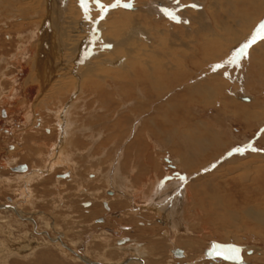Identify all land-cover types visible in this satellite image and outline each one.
<instances>
[{
  "label": "bare ground",
  "instance_id": "obj_1",
  "mask_svg": "<svg viewBox=\"0 0 264 264\" xmlns=\"http://www.w3.org/2000/svg\"><path fill=\"white\" fill-rule=\"evenodd\" d=\"M18 1H20L21 3ZM165 1L167 0H126V2H131L132 6L129 9H121L117 7L118 9L114 11L112 10V12H108L105 20L100 23V26H103L102 28L104 29V31L99 30L98 32L96 31L98 34H95L93 30L100 28V26H98L97 28L94 23L95 21H97V19L94 18L91 11V17H88L87 20L84 19L81 14V7L79 5V2L75 0H0V94H3L2 92L11 90L12 91L9 93L16 92V89L18 87L17 84L19 83L18 80L16 81L13 77H11L12 81L10 82V71L12 70V68H14V66H20L19 68H21V63L27 58V55L29 59L28 61L30 73L25 77L24 83L22 84V86L25 88L23 89V91L28 92V90L31 91L33 89H37V92L39 93L37 95L38 101H33V103L30 104L31 102L28 101L29 98L27 99L28 102L26 104L29 103L31 106L29 107L28 113L26 111L25 117L29 120L26 119L27 123L24 128L25 130L23 129V134H25L26 132L29 136H31V132H33L34 134L42 133V131L46 132V129L49 127L46 126L44 121L45 117L43 114L46 113H43L44 109H47L49 111V114L58 116L64 114L63 120H56L57 124H65L66 126H68L67 128L70 129V126H72L70 125L71 117L75 113L74 110L76 109L77 104H79L84 98L85 92L89 93L90 96H94L95 99L97 98V103L95 104H97L98 107L100 106V109L102 108L105 110L106 117H109V115L112 114L110 113L112 110L110 111V109L108 108H110V106L114 103L112 101L113 95L119 101H122V104L119 105L120 108H125L126 106L130 105L134 106L133 109H135V103L138 98L133 99L134 97H131L132 95L129 92L130 90H128V88L126 89V87H120L124 86L125 84L126 86L130 85L132 79L130 81L124 80L128 77H135L134 79L137 87L139 83H141L142 86H145L147 94L145 93L146 91L143 92L144 89H141V86L136 90L138 94H140V100L146 101L149 108L144 110L145 115L147 114V118H145V121H143V127L139 128L137 133H135L133 142L131 143V145L129 144L127 151L132 153L136 152L135 155L140 154V158L142 154V157L144 156L145 158L144 164L149 169L153 166L158 170V167H160L156 163L159 161L155 160V154L157 153V150H161L162 148L160 149L159 146H156V143H154L153 139L159 141L161 140L162 144L164 143V145L171 150L170 153L175 155L176 159H178L177 166L180 169L189 172L190 176L192 175L191 172H198L200 170L210 168L213 164H216L220 159H222L221 157L225 155V151H228L230 146L227 147L228 143H226V141L224 140L227 136L232 135L231 132H226V134L222 130L214 128L213 125H209V122L203 119H197L194 115L195 113L192 107V105H195V103L201 104L202 107L213 106L214 108H217L219 109V111L223 112L222 114L227 113L230 108H234L235 111H231V119H242L245 124H248L251 121L253 123L258 122V126H263L264 101L260 100L250 91L256 89L257 92H260L262 89H264V40L256 43V45L251 49L247 58H245L239 66L240 70L237 71L234 75H230L228 77L229 81L222 78L224 73H218L211 76L208 75L203 81L196 82L197 84L193 83V79L196 72H205L207 70V67H211L209 65L220 62L228 55V52L230 49H232V47L240 45L248 37V33H250L252 29V27H250L252 25L250 21L253 20L256 23L259 16L264 13V0H234L233 2L231 0H181L179 1V3L181 2L186 6L189 3H195L196 5L203 4L204 8L202 10H197V8L196 10H183L184 12L181 15V17L183 16V19H180L182 20L181 23L177 24H173V22H176V19H171L169 16H166L169 19L165 18V20L160 18L161 14L160 17L158 16V5ZM181 3L180 5H182ZM236 5L242 6V8L237 10ZM82 18L84 19V21L82 20ZM13 22H15V24H13ZM187 23L190 24V26L185 25ZM136 25H139L140 27L142 26L145 29L143 31L144 34L147 35V33H150L151 35H154L152 36L154 42L150 46L151 48L147 49L146 47L141 46V44H137L135 41H133L132 35H130L129 31L131 28L134 29ZM86 27L91 30L86 29ZM29 29L30 31H28ZM21 37H23L22 40ZM16 43L20 47L19 49H16L14 56L13 54L9 53L10 49ZM27 44L29 45V47L32 46L31 48H29L31 50L30 53L27 51ZM101 45L102 48H100ZM106 45H111L112 48L110 49V51H104L105 49L103 50V46ZM95 47H97V49ZM93 48H95L94 51ZM98 49L99 52H96V50ZM101 49L104 52L101 51ZM16 55L20 56L21 58H16ZM120 55L127 56L128 59L119 69H116L115 67V69H111L109 67L106 68L101 66L106 62L109 64H114L115 60H117ZM142 62L144 65H142ZM74 63L81 65H84L85 63L87 67L81 66L77 70V72H74ZM139 67H143V71L140 70ZM112 71L116 76V83L123 84L120 86L116 84L118 86H115V91H113L112 89V91L107 90V88L109 89V87H107L109 84L107 83L106 74L111 73ZM244 73H248L249 77L243 76ZM19 76H24L22 70H20ZM94 77L99 79L94 80ZM169 78H173L170 79V84L174 83L175 78L181 79L177 80V82L181 81V84L173 85L174 88L170 89L171 86L168 85V80H166ZM98 80H101L102 82L105 81V85H96V82H98ZM230 82H233V84L230 85ZM251 83L253 88L249 90L247 87H250ZM168 86L170 87L169 90ZM230 86L233 87L231 88ZM244 87H246L247 90ZM77 88L79 89L80 95L75 99L74 103L66 111L65 114L63 111L65 109L63 107L67 102V98H70L68 97L70 96V93H72V91L74 93V90ZM177 88H184V91H186L189 95L187 96L188 104H182L183 106L181 105L183 115L180 118H178V114L176 112L180 109L175 106V103L172 104L169 100L171 97H174V95L177 94ZM148 91L152 94V96L149 95L150 93L148 94ZM169 93H172V95H174L166 100L165 98L166 96H169ZM103 95H106V99H101ZM153 97H155V99H153ZM175 99L177 100V98ZM153 100L156 102H163L158 105V108L156 109L157 111H154V114L150 116V112L153 109L152 107H154ZM6 101L8 102L9 99H7ZM6 101L3 102L4 106H7L5 104ZM11 102H14V100ZM54 102H58V105L54 109H52V107H54L52 105ZM176 104L178 103L176 102ZM97 105H94L92 107V109L90 110L91 114H94L93 111L98 109ZM194 107L196 108V106ZM120 108H116V112L113 113V118H116V131L118 130V132L121 130L119 122L122 121L120 119V115L123 111H121ZM23 109L24 107L20 108L19 110L21 111ZM130 111L134 113L136 110L133 111L131 109ZM172 111L173 114L170 115ZM135 118L139 119V116L136 115ZM49 129L51 131L50 135L48 136H53L55 131L53 132L52 129L54 128ZM94 132L96 133V131ZM69 134H71V129ZM129 135H131V131L128 130L124 138L126 137L127 139ZM60 136L62 138V135ZM60 140L61 139H59V141ZM64 141H61V146H57L55 145V143L52 146L54 149L53 151L51 150L52 153L49 154V156H51H48V158L56 165L54 167L53 164L49 162L52 166L50 168H47V172L43 170H37L34 165L28 163V172L26 174H11L12 177H10L8 180L10 182L9 184L11 185L10 187H12L13 185H18L21 192H14L13 194H15L17 198H13L14 200H10L12 204H3V209L0 208L1 214L12 212L14 215L20 217L26 222L35 223L36 220L37 223L39 220L37 219L35 214H38V211L36 210L33 214V212H29L25 209L26 205L24 206L19 202V200H23V203L30 204L37 201L38 199L40 200V197L37 198V196H35L34 188L33 191H31V189H28V187L31 186V183L37 182L38 184V182L41 183L42 181H46L48 178L50 179L52 177H55L58 184L62 185H57L59 187H63L66 183L71 182L74 185V188H81V191L77 190L78 194L76 195V198L79 199L83 196H86V198H84L83 205L81 206V209L84 211V213L86 212V216L82 214V219L84 220L83 222H88V220L90 219L89 226L91 230L88 228V224H83L81 226L83 222L80 221V219L78 221L76 219H73V217L70 215L71 213L63 214L60 212L52 217V215L49 216L50 213H53L52 211L48 212L46 210L47 213L41 211L42 217L49 218V224L51 225L45 223V219L42 220V223L47 227L51 226L53 231L58 232V234L54 236L56 239L52 241V246H54L55 248H41L43 258H48L47 254H49V256L55 255V252L60 257H65V260H67V262L69 260V262L78 263L79 261L81 262V264H150V261L151 263L154 261L159 262L155 264H186L189 262L195 264H241L242 258L245 261L244 256H246V251L239 253L240 262L238 263L231 262L218 256L208 257V252L213 249V245L216 243H210L209 247L205 246L204 248H202V241L200 237L192 238L191 235L193 233L191 228L196 226V217L194 218V221L187 220V213L185 215V209L183 207L185 203L183 202V200H193V196L191 193H188L185 190V198H182V194L180 196L177 195L178 197H173L175 191L179 190V188L182 186H180L179 184L182 182H172L165 186H160L162 185L160 181L162 175H158L156 179H153V181H149L150 184L148 187H146L145 185L140 186L142 183L140 185L138 184L140 187H136L132 183V177H130L129 179L122 175L125 173L122 169L121 172H116V176L114 174L112 178H106V173L102 174L99 170H90L87 175L88 178L86 179L83 176L80 177V173L77 171V167L73 169V173L68 175V172H63V174L60 176L61 173L57 172L56 167L69 166L70 164L77 166V163H71V157H73V155L68 153V148L70 147V145L75 144L74 141L70 140L69 143H65ZM40 142L39 145L37 143L36 148L41 146ZM224 144H226L227 146H225ZM261 144L262 146H264V135L261 139ZM42 145H44V143H42ZM223 145L225 146V148ZM222 146L224 148L223 150H221ZM15 147L14 150L12 149V152H10L11 150L9 151L7 148H3V152L8 156L7 162H10L11 160L14 161L16 159V156L13 154H16L19 148L17 146ZM55 152L57 153L56 155ZM88 155L89 154H87V156ZM81 161L82 160L80 159L79 162ZM131 162H129L130 164L128 163V165H125V163L123 164L125 166V169L128 170V173L132 168V173L135 175V170L139 167H135L133 164H131ZM10 163L6 164L9 165ZM21 164L23 163L21 162L17 165ZM238 164H240L242 168H238L237 170H235L236 167L233 166ZM10 165L9 167H7L11 172ZM217 166L218 167L215 166V172L212 175L205 177V180L208 177L211 178V180L213 177L215 179L216 177H218L215 174L217 172H224L227 166L233 167V170L231 172L229 171L230 174H232V172L234 171L239 172L242 170H246V172L248 170L250 172L253 170L256 173L264 174V155L248 154L241 158H230L226 160L223 165ZM3 169L5 168L3 167ZM153 171L155 172V169ZM140 174L141 173H138V175L135 176L134 179L140 180V178L142 177V175ZM192 176H194V174ZM228 178L229 177L227 175L223 177V180H226V182H224L227 191L229 190L230 186L229 180L227 181ZM251 180L253 181L252 178L248 179V176L245 177V181ZM200 181L204 180L201 179ZM247 183L248 182H246V184ZM259 183L260 185L258 184L254 187H246V189L249 190L251 188L256 190V192L261 191L262 187H264V176H262V179L259 181ZM114 184L118 186L116 187L114 186ZM220 185L221 184L212 185L210 186V188H213L212 190H214L213 200H219L218 203H216V205L214 206L218 211L217 220L219 222L217 224L216 231L221 230L220 232L223 234L221 239H232V229L240 230L242 231V233L244 232L247 235H251L252 237L256 236L257 239H264V234L256 232L257 226L255 228H252L250 225L247 226L242 224L245 221H251L255 223H261L263 224V226L261 227H264V208L259 212L251 211L253 208H250L251 206L247 209L242 210V217L239 218L241 220L240 224L238 219H236L235 217V212L233 211L234 202L231 201L235 198L233 196L226 198L227 195L222 196V192L220 191L222 189H220L221 187H219ZM66 186L69 185H65V187L63 188L65 189ZM108 186L112 189L110 192H113L115 194L113 197L107 196L106 190L109 189ZM5 187L6 185L4 186V189ZM188 190L191 191L190 188ZM207 193V190L204 191V196H202L206 197ZM47 194H49V192ZM61 194L59 192L57 194V196L59 195L58 200L60 201L55 206V210H60V208H62V210H73L74 208L70 207V204H68L70 200H66L68 203L66 202L67 204L65 205V200H63ZM249 198L250 195H244L242 199H244L247 204ZM129 200H142L145 203L146 208L149 204L154 206L153 204L159 205V203L163 204L164 202H170H167L166 200L173 201H171V203L167 206L164 205L165 207L163 206L164 208H162L161 211L159 210L162 213L164 221L160 223L162 225H157L155 223L156 219H154V222V216L153 214H149V211H143L144 213L142 212L130 214L131 203ZM257 200L264 199L258 197ZM113 205L116 207L115 209H119V211L121 212V218H125L129 220V222H132L131 225L134 228V233H136L137 235L136 237H132L130 235V232L124 231L125 233L119 234L121 235V237L115 238L116 233H118L117 231L111 230L113 231L112 235L106 232L107 229L105 228H107V224H109V222L101 226H91V224L94 223L95 220L102 217L100 215H103L107 220V216L114 213L112 212V208L114 207ZM149 208H147V210H150ZM150 219L153 221V223ZM165 224L166 227H163L165 226ZM22 225L25 226L24 224ZM199 225L203 227L201 232L202 237L206 238V236L211 237L213 235L211 230L207 228L208 224L202 221ZM161 226L163 228H160ZM2 229L3 226L0 225V230ZM86 229H89L91 232L94 231V234H96L95 236H93V238L91 237L92 241L90 243L86 242L87 244H89V246L87 248H84L85 252L83 250V252H81L78 249L77 245L80 241H83L82 243H85L80 235L84 233ZM103 229H105V231H103ZM63 230L66 231V234H64ZM158 230L160 231L158 232ZM172 231L175 233V236L172 235ZM261 232L264 233V230ZM161 233H163V235ZM69 234H71L70 236H72L73 239L76 237V240L74 239L75 241L73 240L72 242V239H69L68 241L70 242L67 244L65 240L62 239L67 237L66 235ZM122 238L128 239L122 240ZM28 240L29 239L27 238L25 240H22L23 243L21 244V246L23 245L24 248H27L25 249V252H30V254L26 255L21 254V257L23 258L24 256L25 258H27L31 255H38L40 249L36 248L43 245V243H40L33 246H28ZM118 240H122L120 242L121 246H118ZM221 243L230 244V242L227 241H222ZM64 244L68 245L69 248H71L70 252L75 256H69L63 250H61ZM173 248L184 250L182 257H176L177 259H179L178 261L173 260V258L175 259V256L172 255L173 258L172 256H170V254H173ZM207 248L210 249L208 250ZM253 249L255 250L256 255V257H253V262L264 264V251L258 248ZM93 253L99 254V259H106V262L103 263L101 260L94 259L92 257ZM203 253L205 260L202 262L200 261V258L203 256ZM206 259L212 261H207ZM9 260L7 259V261ZM62 260L65 261L64 259Z\"/></svg>",
  "mask_w": 264,
  "mask_h": 264
},
{
  "label": "rangeland",
  "instance_id": "obj_2",
  "mask_svg": "<svg viewBox=\"0 0 264 264\" xmlns=\"http://www.w3.org/2000/svg\"><path fill=\"white\" fill-rule=\"evenodd\" d=\"M75 1L79 2V5L81 7V0H79V1L78 0H75ZM92 1L93 0H89V8H91L90 11L93 13L94 18L97 19V21H95L94 23H95V25L98 28V26H100V23H102L105 20V18L102 21L100 19H98L99 16L101 15V13L98 10H96V8L93 6V2ZM103 1L106 4H112L114 2V0L113 1L112 0H103ZM173 1L176 2V0H172V1H168L167 0L165 2H162L160 5H158L157 12H158V16L159 17H160V14H161V17H160L161 19L165 20V18H164V15L165 14L163 15L162 13H160L161 11L164 10V9H162V7H164L165 4L166 5L174 4ZM179 1H181V0H179ZM231 1L233 2L234 0H231ZM18 2H20V1H18ZM123 3L124 4H129V3L132 4L131 2H126V0L125 1L124 0H120V6H116V7L112 8V9L108 10L105 13V16L104 17H106L108 15V12H112V10L114 11V10L118 9L117 7L121 8V9H123V8L124 9H129L130 8V7H124V6H122ZM193 5H196V4L195 3H191V4L189 3V4H187V9L188 10H191V9H195L196 10V8H197V10L198 9L199 10H202L204 8L203 7V4L202 5H196V6H193ZM173 6H175V4ZM236 6H237L236 7L237 10H239V9L242 8V6H238V5H236ZM263 10H264V8H263ZM81 14H82V17L84 18V14L82 13V11H81ZM158 16H157V18H158ZM83 18H82V20L84 21V19L87 20L88 17L87 18H84V19ZM173 21H175V20H173ZM250 22L252 23V25L250 26V27H252V29H251L250 33H248V37L240 45L236 46V47H239V48L232 47V49L229 50L228 55L225 58H223L220 62H217V63H214V64L209 65L211 67H207V70L205 72H202V71L201 72H196L194 74L193 83L197 84L196 82L203 81L208 75L211 76V75H215V74H218V73H224L222 78L225 79V80H228L229 79L228 77L230 75H234L237 71L240 70V67L239 66L241 65L242 61H244V59L247 58L248 54L250 53L251 49L256 45V43L253 44L250 48H248L246 50L247 55L239 54L240 49H242L243 46L250 41L251 37H253L256 34L259 26L261 24H264V13L261 16H259V18L256 21V23L253 20L250 21ZM177 23H180L178 19L176 20V22H173V24H177ZM13 24H15V22H13ZM185 25H189L190 26V24H188V23L185 24ZM177 26H179V25H177ZM102 27L103 26H100L99 29H95L94 30L95 33H97L99 30L100 31H104V29ZM135 28H134L135 31H134L133 28H131L130 31H129L130 32V35H132L133 41H135L137 44H141V46L146 47L147 49L151 48L150 46L154 42L152 36H154V35H151L150 33H147V32H146L147 35L144 34L143 31L145 29L142 26L140 27L139 25H136ZM86 29H89V28L86 27ZM89 30H91V29H89ZM136 30H137V32H136ZM28 31H30V29ZM22 39H23V37H21V40ZM259 41H261V40H259ZM19 47L20 46L17 45V43L14 44L13 47L10 49V53L9 54H13L14 55L16 49L17 48L19 49ZM31 47H29V45L27 46V51L29 53L31 51L29 48H31ZM95 48L97 49V47H95ZM95 48H93V51L95 50ZM100 48H102V45L100 46ZM111 48H112L111 45L103 46V50L105 49L104 51H107V50L110 51ZM103 50L101 49V51H103ZM96 52H99V49L96 50ZM108 55H110V54H108ZM26 57L27 58L25 60H23L22 63H21L22 64L21 65V68H19L20 66L19 67L18 66H14V68H12V70L10 71L11 72V75H9L10 82L12 81V78L11 77H13L16 81L18 80V83L20 84V85L17 84L18 87L16 89V92L14 91L15 93H9V92L12 91L11 90V91L2 92L3 94H0V106H3L2 108L6 110L8 119L11 118V115L12 114H14V116L16 117L15 119H18L19 120V123H17V126H19L17 128L18 129L17 131H19V132L15 134V137L16 138H12L11 137L9 139H6L9 142V144H15L19 148L18 151L16 152V154L15 153L13 154V155L16 156V159L19 158V159H21V161L24 160L23 161L24 162L23 164H26V165L28 163L31 164V165H34V166L37 165V164H40V166L41 165H45L46 164V161L45 160L48 158L49 154L52 153L51 150L53 151V149H54L52 147L54 145V143L57 146H61V141L63 142L65 140L64 141L65 143H67V142L69 143L70 140H73L75 144L74 145H70V147L68 148L69 151L68 150L67 151H68V153H70L71 155H73V157H74L75 160H77L78 165L77 166H74L73 164H70L69 166H58L59 168L56 167V170L57 171L59 170L58 173H61L60 176L63 174V172L64 173H67L68 172V175L71 174V173H73V169H75L77 167L79 169V170L77 169V171L80 173L79 174L80 177L83 176L86 179L88 178L87 175L90 172V170H99L100 173H102V174H105L106 173L105 174V177L106 178H108V177L109 178H112L113 175L116 172H118V171L121 172V169H122L125 172L122 175L125 176V177H127V178H129V179H130V177H132V183L136 187H140V186H143V185H145L146 187H148L149 184H150L149 181H153V179H156V177L158 175L159 176L162 175L161 176V180H160L161 183H162V185H160V186H165V185L170 184L172 182H178V183L179 182H182V183H179L180 186L182 185L179 188L180 191L179 190L175 191L173 197L175 198V197H178V196H180L182 194V198H185L186 197V193L184 192L185 190L188 193H191L192 196H193L192 197L193 200H189V201L188 200L187 201L186 200H183V202L185 203L183 207L185 209V215L187 213V215H186L187 220L194 221L196 219L195 220V223L197 222L196 223V226H194V227L191 228L192 233H193L191 235L192 238H199L200 237V239L202 241V244H201L202 245V248H204L205 246L206 247H209V244L210 243H218V244H223V245H229V244H224V243H221V242L222 241L230 242L231 245L240 246L243 249L244 252L246 251V256H244L245 257L244 258L245 261L242 264H263V263H255V262H253V257L254 256L256 257L255 250L253 248H256V249L258 248V249H261L262 251H264V239H262V238H258L257 239L256 236H253V237H255V238H253L251 235H249V234L247 235L246 233H244V232L242 233V231L236 230V229H232L231 230L233 232V235H232L233 238L232 239H227V238L225 240H222L221 239L222 236H223V234L220 232L221 230L220 231L219 230L216 231V227H217V224L219 222L217 220L218 219V217H217L218 211H217V208H215V206H214V205H216V203H218L219 200H213L214 190H212L213 188L211 189L210 186L216 185V184H221L219 186V187H221L220 189H222V190H220L222 192L221 195L222 196L223 195H227L226 198L227 197H232V196L235 198L234 200H231V201L234 202L233 211L235 212L236 219H238L239 223L241 224V220L239 218L242 217V214H241L242 213V210L247 209L248 207L251 206L250 208L253 207L251 211L259 212L260 210H262L264 208V200H257L258 197L264 199V187H262V190L259 191V192H256V190L251 189V188L249 190L246 189V187L248 188V187L257 186L258 184L260 185L259 181L262 179V176H264V174L256 173L253 170L251 172L249 170H248L249 172L248 171L246 172V170H242V171H239V172L238 171H234V172H232V174H230V172L233 170L232 169L233 167H236L235 170H237L238 168H242V166L240 164H238V165H234L233 167H231L232 165L231 166H227L225 168V171L224 172H217L216 171L217 173L215 175L218 176V177H216L215 179H214V177L212 178V180L209 177L206 178V180L204 178L207 177V176L212 175L215 172L216 167H218L217 165H219V166L220 165H223L224 162L226 160L230 159V158H236V157L237 158H241V157H244V156H246L248 154L249 155H259V154L260 155H264V146H262V144H261V139H262V137L264 135V125L260 127L257 124L258 122L253 123L252 121L250 123H248V124L246 123L247 124L246 125L245 122L242 121V119L241 120H239V119H231V111L232 110L235 111L234 108H232V109L230 108L227 113L222 114L223 112L219 111V109L214 108L213 106H208V107H204L203 106L202 107L201 104L195 103V105L193 104L192 107L194 109V113H195L194 115L196 116L197 119H199V120H202L203 119V120L209 122L208 123L209 125L210 124L213 125L214 128L220 129L224 133L231 132L232 135L227 136L225 138V140H224V141H226V143H228V146L226 144H224V145L227 146V147L230 146L229 149H228V151H225V155L222 156L221 157L222 159L219 160L220 162L218 161L216 164H213L210 168H206V169L200 170L198 172L197 171H195V172H191L190 171L192 175L194 174V176H192V175L190 176V173L189 172L184 171V170L180 169L177 166L178 165L177 164V160L178 159H176V156L175 155H173V154L170 153L171 150L168 147H166L164 145V143L162 144V141L161 140L159 141V140L153 139L154 140V143H156L155 145L156 146H159L160 149L162 148L161 150H157V153L156 154L154 153L155 154V160L156 161H159V162H156V163L160 167H158L159 168L158 170L155 167H153V166L150 167V169H149L144 164L145 158H144V156L142 157V154H141V158H142L141 159L140 156H139L140 154L139 155L138 154L135 155L136 152L135 153H132V152L127 151V148L129 146V144L131 145V143L133 142V139L135 137V133H137V131L139 130V128L143 127L142 126L143 125V121H145L144 119L147 118L146 117L147 114L145 115L144 110L147 109V108H149V106L147 105L146 101L140 100V98H139L140 97L139 96L140 94H138V92H137L136 89L137 88L139 89L140 86H141V89H144L143 92L146 91L145 92L146 94H147V90L145 89V86H142L141 83H139L138 84V87H137V85L135 83V79H134L135 77L134 78H132V77L129 78L128 77L127 79H124L126 81H130L132 79L133 82L131 81V83H132L133 86L131 85V83H130V85H127V86H126V84L124 86H120V85H123V84L116 83V81H115V77L116 76L114 75V72L112 71L111 73H107L106 74L107 75V83L109 84L107 86V87H109V89L107 88V90H109V91H112V90L115 91V86H118V85L121 88H123V87H126V89L128 88V90H130L129 92L132 95L131 97L132 98L134 97L133 99L138 98V100H137L138 103H137V101L135 103V106H136L135 109H133L134 106H130V105L126 106L125 108H120L119 105L122 104V101H119L113 95V97H112L113 100L112 101L114 103L110 106V108H108V109H110V111L112 110L110 112L112 114L109 115V117L108 116L106 117L105 116V110L102 109V108L100 109L99 108L100 106L98 107V105L95 104V103H97V100H96L97 98L95 99L94 96H90L89 93H86L85 92L84 98L82 99L83 104H82V101L79 104H77L76 109L74 110L75 113L73 112L74 114L71 117V123L74 122L72 124L70 123V125H72V126H70L71 134H69L70 129L67 128L68 126H66L65 124H61V123L60 124H57V121L56 120L57 119L63 120L64 114H62L60 116L53 115V114H49V111L47 109L46 110L44 109V112L43 113L46 112L45 114H43L44 117H45V120L44 121H45V124H46L47 127L54 128V129H52L53 132L55 131L54 134H53V136H48V135H50V131H51L49 128L46 129V132L45 131H42V133H38V134H34L33 132H31V136H29L26 132H25V134H23L24 133V130H25L24 128H25L26 123H27L26 122V119H28V118L25 117V115H26V111H27V113L29 111V107L31 106L30 104H32L33 101L36 102V100L38 98L37 95L39 93L37 92V89L31 90L32 92H29V91L28 92H24L23 91V89H25V88L22 86V84L24 83L25 77L27 75H29V73H30V71H29V61H28L29 59H28V55ZM119 57H121V58H119ZM119 57H118L117 60H115V63L114 64H109V63L106 62V63H104L101 66L106 67V68L109 67L111 69L112 68L113 69H115V68L116 69H119L120 67H122V65L124 64V62L128 59L127 56H124V55H120ZM16 58H21V57L18 56V55H16ZM233 58H236L235 59V62H230V61L233 60ZM74 64H75L74 65L75 66L74 67V72H77V70L81 66L87 67V65L85 63H84V65L83 64L82 65L81 64H76V63H74ZM142 65H144L143 62H142ZM217 65H223V66L220 67V68H217L216 67ZM139 68H140V70L144 69L143 67H139ZM20 70H22V72L24 73V76H19ZM8 73H9V71H8ZM72 75H73V73H72ZM198 76L199 77L201 76V77L199 78ZM243 76L249 77L248 76V73H246V74L244 73ZM97 79H99V78H95L94 77V80H97ZM170 79H173V78L166 79V80H168V83H169ZM178 79L179 78H175L174 79V83H171V84L169 83L168 84L169 86H171V88L168 86V90H169V88L170 89H173L174 88L173 85L181 84V81L177 82ZM179 80H181V79H179ZM104 83H105V81L102 82L101 80H98V82H96V85L101 84V86L102 85L104 86L105 85ZM116 84H118V85H116ZM231 84H233V82H230V85ZM245 86H247V85H245ZM21 87H22V89H21ZM230 87L232 88L233 86H230ZM244 88L246 90H247V88L249 90L252 89L253 88L252 83H251L250 87H247V88L244 87ZM263 88H264V85H263ZM262 90L260 92L259 91L257 92L256 89H254V90H251L250 92L252 94L256 95L260 100H263L264 101V89H262ZM113 93H116V92H113ZM136 93H137V95H136ZM149 93L150 92L148 91V94ZM176 93H177L176 95H174V94L173 95H174L175 98H177V100L174 97H171V96H173L172 93H169L168 94L169 96H166L165 99L167 100V99H169L171 97L169 99L170 102L172 104L175 103V106L178 109H180V110H177L176 111L177 114H178V118H180L183 115L182 114L183 113L182 106L188 104L187 103V101H188V97L187 96H189V95L187 94L186 91H184V88H179V89L177 88ZM182 93H183V95H182ZM79 95H80V92H79V89L78 88L74 90V93H73V91H72V93H70V96H68L70 98H67V102H66L65 106L63 107L65 109V110H63L65 114H66V111L71 107V105L74 103L75 99ZM149 95L152 96L151 93ZM63 97H64V95H63ZM105 97H106V95H103L101 97V99H106ZM178 98H180V99H178ZM7 99H9L8 102L6 101ZM27 99H28L29 102H31L30 104L29 103L26 104L28 102ZM153 99H155V97H153ZM13 100H14V102H11ZM4 101H6L5 104L7 106H4V104H3ZM51 102H53V101H51ZM161 102H163V101H161ZM161 102L160 101H158V102L154 101L153 102L154 103L153 104L154 107H152L153 109L150 112L151 113L150 116L152 114H154V111H157L156 109L158 108V105L161 104ZM176 102L178 104H176ZM180 102H181V104H180ZM57 103L58 102H54L52 104L54 106V107H52V109H54L58 105ZM138 104H140V105H138ZM94 105H97L98 109H96V110L93 111L94 114H91L90 110L92 109V107ZM199 105L201 106V108H200ZM105 106H106V104H105ZM194 106H196V108ZM22 107H24V109L20 111L19 109L22 108ZM116 108H120L121 111L123 110L121 112V115H120L121 116L120 119L122 120L121 121L122 123L119 122V126H120V129H121L119 132H118V130L116 131V127H115L116 118H113V115H114L113 113L116 112L115 111ZM131 109L133 111L134 110H136V111L134 113H132V111H130ZM141 110H142V112H141ZM212 111H213V113H212ZM0 114H1V110H0ZM95 114H97V115H95ZM122 114L123 115L125 114V115L123 116ZM143 114H144V116H143ZM172 114H173V111L170 113V115H172ZM136 115L139 116V119H136L135 118ZM225 115H227V116H225ZM22 119H24V123H23L24 128L20 124ZM213 119H214V121H213ZM66 120H67V118H66ZM221 120H223V121H221ZM4 122L10 123V121L9 122L8 121H4ZM214 122H216V123H214ZM223 122H224V124H223ZM90 124H91V126H90ZM20 127H21V129L23 128L24 130L21 131L20 130ZM86 128L89 129V130H87ZM73 129H75V130H73ZM135 129H136V131H135ZM76 130H77V132H76ZM128 130L131 131V135H129V137L126 139V137L124 138V136L128 132ZM6 131H8V130H6ZM94 131H96L97 134ZM57 132H58V134H57ZM4 134H6V132H4ZM113 134H115V135H113ZM32 135H34V136H32ZM60 135H62V138H61ZM89 136H90V138H89ZM59 139H61V140L59 141ZM3 140L4 139H2V136L0 135V146H1V148H0V172H1L0 175H2V174L8 175L9 174V170H8V167L6 168V163H8L7 162L8 156L3 152V150H4L3 148H5V144L7 142L6 143H3ZM31 141L34 142L35 144L31 145ZM39 142L41 143V146L42 147L40 146L41 148L40 147L36 148L37 143L39 145ZM21 143H23V145ZM42 143H44V145H42ZM223 146L221 147V150H223L225 148V146H224V148H223ZM249 146H251V148H249ZM237 148H241V149H245V150L243 152L233 151L234 149H237ZM252 148H254L256 150L253 151V150H251ZM80 150H81V153H80ZM84 152H85V154H84ZM56 154L57 153L55 152V155ZM87 154H89V155L87 156ZM73 157H71V158H73ZM79 158L82 160L81 162H79L80 161ZM129 162H131V164H133L135 167H139V168H136L135 175L132 173L133 172V169L132 168H131L132 171L130 169L129 170V173H128V170L125 169V166H124L123 163H125V165H128ZM71 163H72V160H71ZM55 165L56 164L53 163V166H55ZM3 167L5 169H3ZM154 169H155V172L153 171ZM20 170L21 169L18 168V167L15 168V171L16 172H21ZM25 170H27V169H25ZM22 171H24V170H22ZM227 171L228 172L230 171V172L228 173ZM138 173H141L140 175H142V177L140 178V180L134 179V177L137 176ZM131 174H132V176H131ZM226 175L229 177L227 179V181L229 180V184H230L229 190L230 191L229 190L227 191V189H226V185H225L226 180H223V177H225ZM115 176H116V174H115ZM247 176H248V179L249 178H252L253 181L252 180L251 181H245V177H247ZM9 177H12V176H9ZM54 178L55 177H52L50 179L48 178L49 180L47 179L46 181H44V182L42 181L41 183L38 182V184H37V182L34 183L35 196H37V198L40 197V200L38 199L37 201L32 202L30 204L23 203V200H19V202L21 204H23L24 206L26 205L25 206V209L27 211L33 212V214H34V212L36 210L38 211V214L37 213L35 214V216L39 220L37 223H36V220H35V223L26 222L23 219H21L20 217L14 215L12 212H9L7 214H1V212H0V225L3 226V229L0 230V257H2V258H0V264H7V263L8 264H16V263H18V264H34V263H36L38 261V259L41 262V263L38 262L40 264H53V263H55V264H70V263L71 264H78V263L81 264V262H79L78 260H77L78 263L69 262V260L67 262V260H65V257L62 258L58 254H56L55 252H54V254L56 256L55 255L49 256V254H47L48 255V258L46 257V259H45V257L43 258V255L42 256L39 255V256H37V257H39L37 260H36L37 257L36 258L35 257L34 258L32 257L30 259H22L21 258L22 259L21 260L20 258H17L18 256H16V255L15 256L13 255L14 258L12 256H9L8 255L9 254V249L7 250V252L3 251V249L6 250L8 248V246H10L13 249V251H15V249H14L13 246L19 245V244L21 245L23 243L22 240H25L26 238L29 239L28 242H27V245L28 246H33L35 244L43 243V245L37 247L36 249H41V248H44V247L55 248L54 246H52V244H53L52 241H54L56 239L54 236L57 235L58 232L57 231H53V229L51 228V226L47 227L45 224L42 223V220L45 219V223H47L48 225H51V224H49L50 223L49 222V218L42 217L41 211H44V212H46V210L48 212H51L52 211L53 213L52 214L50 213V215H49V216L52 215V217H54L55 214L60 213V212L63 213V214H65V213L70 214L71 213L70 215L73 217V219H76L77 221L80 219V221H82V222L84 221L82 219V214H84L86 216V214H85L86 212L84 213V211L81 209V206L83 205L84 198H86V196H83L82 198H79V199L76 198L77 197L76 195L78 194V191H81V188L80 189L74 188V185L71 182H68V183L65 184V185H69V186H66L67 189L66 188L65 189L63 188V187H65V185H64L60 189V192H59V191H57V189H56L57 187L56 186L57 185L62 186V185L58 184L56 178L55 179ZM195 179H196V181H195ZM201 179L204 180V181H200ZM193 182H194V184H193ZM246 182H248V183L246 184ZM43 183H45V184H43ZM115 184H114V186H116ZM138 184L139 185L141 184V185L139 186ZM230 187H232V188H230ZM108 188H109V186H108ZM189 188L191 189V191L188 190ZM108 190L111 191L112 189L109 188ZM108 190H106V191H108ZM206 190L208 191V193H207L208 196L206 195V197H203L204 196L203 192L206 191ZM3 191H6V192L9 191L10 193L9 192L8 193H5V195H1L0 194V208H2V209H3V207H2L3 204H6L7 205V202H9V204H12V202H10V199L14 200V199L17 198V196H15V194H13V193L14 192L19 193L20 188H19L18 185H13L12 187H9V190H6L5 189ZM45 191L47 193L49 192V194H47ZM65 191H66V193H65ZM224 191H225V193H227V192L228 193L225 194ZM58 192L60 194L62 193L61 195L63 197V200H65V202H64L65 205L68 203L66 200H70L68 204H70V207H73L74 208L73 210H67V209H65V210L63 209L62 210V208H60V210L58 209L57 211L55 210L56 209L55 206L60 201V200H58L59 199V195L57 196ZM40 193H41V195H40ZM259 194L260 195L262 194V195L260 196ZM113 195H115V194L114 193H111V194L109 193L107 196L108 197H110V196L113 197ZM244 195H246V196L247 195L248 196L250 195V198L251 199L249 198L247 204H246L245 200L242 199ZM201 199H202L203 202L201 201ZM129 201L131 203L130 204V207H131L130 214H133V213H142L143 211L144 212L145 211L146 212L149 211L150 212L149 214H153V216H154L153 221L155 222L154 219H156V222L155 223L157 225L158 224L159 225H162L160 223H162V221H164V219H163L162 213L160 211L162 210V208H164L165 206L169 205L171 203V201H173V200H166L167 202L168 201H170V202H168V203H165L164 202L163 204H160L159 203V205L158 204L157 205L156 204H153L154 206H152L151 204H149L147 208L150 207L149 208L150 210H147L146 205H145V203L142 200H129ZM115 208H116L115 206L112 208V212H114V213H112L111 215L107 216L108 217L107 220L105 219V217L103 215H100L102 217H100L99 219L95 220V222L92 223L91 226L92 225H94V226L95 225L96 226H101V225H104V224H106V223L109 222V224H107V228H105V229H107L106 232L108 234H111L112 235L113 231H111V230H115V231L118 232L117 233L118 235L116 234V236L119 238V237H121V235H119V234L120 233L123 234V233H125L124 231H126V232H130L131 233L130 235L132 237H136L137 235H136V233H134V230H133L134 228L131 225L132 222H129V220H127L125 218H121V216H122L121 212L119 211V209H115ZM186 208H187V210H186ZM198 213H199V215H198ZM119 214H120V216H119ZM79 216H81V217H79ZM87 217H88V213H87ZM31 218H34V217H31ZM104 220H106L107 222L105 221L103 223L102 221H104ZM118 220H119V222H118ZM89 221H90V219L88 220V222H83L81 224V226L83 224L84 225L88 224L87 226H89ZM153 221H152V223H153ZM202 221L204 223L208 224L207 225V228L210 229L211 232H212V234H213L211 237L210 236L209 237L206 236V238L202 237L201 232H202V228L203 227H201L199 225ZM245 222L242 223V224L247 225V226L250 225L252 228H255L257 226L256 227L257 228L256 229L257 230L256 232H260V234L261 233L264 234L263 232H261V231L264 230V227H261V226H263V224H261V223H255V222H251V221H245ZM253 223H254V225H253ZM22 224H24L25 226H23ZM125 224H127V225H125ZM258 224H259V226H258ZM61 225H63V224H61ZM87 226H85V227H87ZM126 226H130V227H126ZM140 226H141V224H140ZM163 227H166V224ZM163 227L161 226L160 228H163ZM88 228L90 229V226ZM100 228H103V227H100ZM185 228H186V226H185ZM236 228H237V226H236ZM89 229H86L85 232L80 235V237L83 238V240L85 241V243H82L83 241L78 242L77 247H78V249L81 252H83L85 250L84 248H87L89 246V244H87V243H90L92 241L93 236H95V234H96V233L94 234V231L91 232L90 231L91 229L90 230ZM105 229H103V231H105ZM160 230H158V232ZM63 232H64V234H66V231L63 230ZM90 232H91V234H90ZM248 233H250V232H248ZM161 234L163 235V233H161ZM70 235L71 234L66 235L67 236V237H65L66 239L65 238L62 239V240H65V242L67 244L70 242V241H68L69 239H72V242H73V240L76 238L75 237L73 239V237L70 236ZM83 235H85V236H83ZM172 235L175 236V233L173 231H172ZM114 236H115V234H114ZM24 237H26V238H24ZM123 239H128V238H122V240ZM184 239H186V238H184ZM232 240H233V242H232ZM123 245H125V244H123ZM4 246H6V247H4ZM63 249L65 250L64 252L66 254H68L69 256H71V255L72 256H75L74 254H71L67 249H65V247ZM173 249H175V248H173ZM180 250H183V249H180ZM4 252L8 255L7 258H6L5 255H2V253L4 254ZM172 255L175 256L174 254H170V256H172ZM202 255H201L202 257L200 258L201 259L200 261L203 262L205 260L204 253ZM32 256H35V255H32ZM173 256H172V258H173ZM92 257L94 259H96V260H101L103 263L106 262V259H99V257H100L99 254L93 253L92 254ZM16 258L19 259V260H17ZM7 259L8 260L10 259V260L7 261ZM62 259H64L65 261H63ZM173 260L178 261L179 259H177L176 256H175V259L173 258ZM48 261H50V262H48ZM207 261H212V260H207ZM223 262H225V261H223ZM153 263L155 264V263H159V262L154 261V262L151 263V261H150V264H153ZM186 264H195V263H190L189 262V263H186ZM231 264H233V263H231Z\"/></svg>",
  "mask_w": 264,
  "mask_h": 264
},
{
  "label": "crops",
  "instance_id": "obj_3",
  "mask_svg": "<svg viewBox=\"0 0 264 264\" xmlns=\"http://www.w3.org/2000/svg\"><path fill=\"white\" fill-rule=\"evenodd\" d=\"M79 1V0H78ZM101 3L104 5V6H108V5H111V4H106L103 0H101ZM114 3H116V0H114V2L112 3V4H114ZM174 4H175V7L173 6V4L172 5H165L164 7H162V9H164L163 11H161L160 13H162L163 15H164V18H166V19H169V18H167L166 16H168L167 14H166V12H164L165 10H167V11H169L170 10V12L172 11V12H174V14L176 15V17H177V19L179 20V22L181 23V21L182 20H180V19H183V16L181 17V15H182V13L184 12L183 10H185V9H187V6L186 5H184V4H182V5H184V6H182V5H180V3L178 2H173ZM93 6L96 8V10H98L100 13H101V15L99 16V18L98 19H100L101 21L102 20H104V16H105V13L106 12H104V11H102L94 2H93ZM112 8H114V7H110V8H108V10H110V9H112ZM174 9V10H172V9ZM81 11H82V13L84 14V18H87V17H91V15H90V8H89V4H88V10L87 11H85V9L81 6ZM180 11V12H179ZM182 11V12H181ZM164 12V13H163ZM181 13V14H180ZM179 14V15H178ZM101 17H103V18H101ZM176 19V20H177ZM94 31V30H93ZM94 33H95V31H94ZM93 33V34H94ZM96 34V33H95ZM90 54H91V52H90ZM89 54V55H90ZM22 145H23V143H21ZM33 144H35L34 142H32L31 141V145H33ZM73 160H75L74 159V157L72 158V163H77V165H78V162H77V160H75V161H73ZM46 164H48L49 162L51 163V164H53V162L49 159V158H47L46 160ZM11 162V163H10ZM10 162H8V163H10L9 165L11 166V173H10V170H9V174L8 175H5V174H2V175H0V194L1 195H5V193H8V192H6V191H3V190H9V187L11 186L9 183V176H11V174H13V175H17V174H26L28 171L27 170H24V171H22L21 170V172H16L15 171V169H13V168H15V167H12V166H15V165H17L18 163H24L23 161H21V159H15L14 161H10ZM50 164V166H52ZM9 165L8 164H6V168H7V166L9 167ZM25 165V164H24ZM36 167V169L37 170H43V171H45V172H47L46 170H47V166L48 165H41L40 166V164H37V165H35ZM43 167V168H42ZM46 167V168H45ZM55 167V166H54ZM25 171H27V172H25ZM59 171V170H58ZM57 171V172H58ZM1 173V172H0ZM75 175H76V173H75ZM36 177V176H35ZM7 180H6V179ZM16 183V182H15ZM34 183V182H33ZM33 183H31L30 185V187H28V189H31V191H33V188H34V184ZM4 184V185H3ZM6 185V187H5V189H4V186ZM21 187V186H20ZM26 187V186H25ZM56 187H58V189H57V191H59L60 192V189L62 188V187H59V186H56ZM60 188V189H59ZM2 189V190H1ZM22 190H23V188H22ZM20 192H21V190H20ZM10 193V192H9ZM111 194V193H113V192H110V190H108L107 191V195L108 194ZM20 194H22V193H20ZM40 195H41V193H40ZM114 196V195H113ZM32 197V196H31ZM112 197V196H111ZM81 200V199H80ZM29 204V203H28ZM63 206V205H62ZM109 210V209H108ZM106 220H104V222H105ZM123 221V220H122ZM103 222V221H102ZM103 222V223H104ZM118 222H119V220H118ZM117 223V222H116ZM125 225H127V224H125ZM124 225V226H125ZM127 227V226H126ZM117 234V233H116ZM121 234V233H120ZM117 237V236H116ZM115 237V238H116ZM122 240H118V246H121L120 245V242H121ZM66 244H64L63 245V248L65 247V249L67 248V250L70 252L71 250V248H69V246L68 245H66ZM4 247H6V246H4ZM14 247V249H15V252L13 251V249H11V247L10 246H8V248L5 250V249H3V251H5V252H7V250L8 249H10V251H9V256H13V255H16V256H18L17 258H22V259H24L25 258V256H24V258L23 257H21V254H23V255H26V254H30V252H25V249H27V248H24L23 247V245L21 246L20 244L19 245H15V246H13ZM47 248V247H46ZM61 249V250H63V251H65L64 249ZM30 249H33V248H30ZM19 250H20V252H19ZM32 251V250H31ZM4 252V254L3 255H5L6 257L8 256V255H6V253ZM11 252V253H10ZM14 252V253H13ZM25 252V253H24ZM20 253V254H19ZM33 253V252H32ZM71 253V252H70ZM36 256H30V257H27V258H25V259H30V258H36L37 256H42L43 254H42V250L40 249V252L38 253V255L37 254H35ZM37 258H39V257H37ZM37 258H36V260H37ZM21 259V260H22ZM35 260V261H36ZM37 262H40L39 260L37 261ZM37 262H36V264H37ZM41 263V262H40ZM40 263H38V264H40ZM8 264V263H7ZM16 264H18V263H16ZM53 264H55V263H53Z\"/></svg>",
  "mask_w": 264,
  "mask_h": 264
},
{
  "label": "snow or ice",
  "instance_id": "obj_4",
  "mask_svg": "<svg viewBox=\"0 0 264 264\" xmlns=\"http://www.w3.org/2000/svg\"><path fill=\"white\" fill-rule=\"evenodd\" d=\"M93 2L104 12H107L108 11V8L110 7H116V6H120V0H116V3L112 4V5H108V6H104L102 3H101V0H93ZM176 2L178 3L179 0H176ZM88 4H89V0H81V6L85 9V11L88 10ZM124 7H131L132 5L129 3V4H124L122 5ZM194 6V5H193ZM166 11V14L171 18V19H177L176 15L174 14V12H170V11ZM103 18V17H101ZM259 40H264V24H261L256 32V34L251 37L250 41L248 43H246L242 49H240V52L239 54H242V55H247V52L246 50L248 48H250L253 44L257 43ZM235 59L236 58H233L232 61L230 62H235ZM223 65H217L216 67L217 68H220L222 67ZM249 148H251V146H249ZM245 149H241V148H237V149H234L233 151H236V152H243ZM251 150L255 151L256 149L252 148ZM232 252L235 253V255L233 257H231L232 259H239V249H231Z\"/></svg>",
  "mask_w": 264,
  "mask_h": 264
},
{
  "label": "flooded vegetation",
  "instance_id": "obj_5",
  "mask_svg": "<svg viewBox=\"0 0 264 264\" xmlns=\"http://www.w3.org/2000/svg\"><path fill=\"white\" fill-rule=\"evenodd\" d=\"M21 89H22V87H21ZM29 92H32V91H30V90H28ZM1 108H0V110H1V114H0V135L2 136V139H4L3 140V143H6L5 144V148H7L10 152H12L13 150H14V147L16 146L15 144H9V142L6 140V139H9V138H16L15 137V134L16 133H18L19 131H17L18 129V127L19 126H17V123H19V120L18 119H15L16 117L14 116V114H12L11 115V118H9L8 119V117H7V112H6V110L5 109H3L2 107L3 106H0ZM4 121H10V123H6V122H4ZM2 123V124H1ZM23 123H24V119H22L21 120V125L23 126ZM23 128H24V126H23ZM23 128L21 129V127H20V130L22 131L23 130ZM6 130H8V131H6ZM2 132V133H1ZM4 132H6V134H4ZM10 145V146H9ZM0 148H1V146H0ZM16 148V147H15ZM13 149V150H12ZM24 164H21V165H17V166H15V168H17V167H19V166H23ZM26 165V164H25ZM46 165H49V167L47 166V168H50V163H48V164H46ZM27 166V171H28V165H26ZM15 168H13V169H15ZM21 169V168H20ZM22 170V169H21ZM20 170V171H21ZM48 170V169H47ZM46 170V171H47ZM27 171H25V172H27ZM66 171V170H65ZM11 200V199H10ZM7 204H9V202H7ZM210 249V248H209ZM208 249V250H209ZM172 252H173V254L176 256V257H182L183 256V250H180V249H173L172 250ZM242 252H244L243 251V249L241 248V253ZM181 253V254H180ZM244 262V260H243V258H242V263ZM241 263V264H242Z\"/></svg>",
  "mask_w": 264,
  "mask_h": 264
},
{
  "label": "water",
  "instance_id": "obj_6",
  "mask_svg": "<svg viewBox=\"0 0 264 264\" xmlns=\"http://www.w3.org/2000/svg\"><path fill=\"white\" fill-rule=\"evenodd\" d=\"M18 168H21L22 170H24L27 168V166L23 165V166H19ZM231 249H232L231 247L216 243L213 245V249L210 252H208V257L218 256V257H222L224 259H227L231 262H235V263L240 262V259H232L231 258L235 255V253L232 252ZM235 249H239V253L241 252L240 248H235Z\"/></svg>",
  "mask_w": 264,
  "mask_h": 264
}]
</instances>
